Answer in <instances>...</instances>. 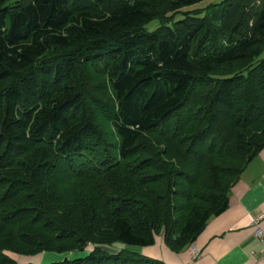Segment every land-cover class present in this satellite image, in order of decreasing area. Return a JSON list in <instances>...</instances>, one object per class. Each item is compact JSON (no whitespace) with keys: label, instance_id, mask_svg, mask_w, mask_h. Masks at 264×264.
<instances>
[{"label":"trees","instance_id":"obj_1","mask_svg":"<svg viewBox=\"0 0 264 264\" xmlns=\"http://www.w3.org/2000/svg\"><path fill=\"white\" fill-rule=\"evenodd\" d=\"M9 1L0 264H166L102 248L181 253L228 210L264 150V0Z\"/></svg>","mask_w":264,"mask_h":264},{"label":"crops","instance_id":"obj_2","mask_svg":"<svg viewBox=\"0 0 264 264\" xmlns=\"http://www.w3.org/2000/svg\"><path fill=\"white\" fill-rule=\"evenodd\" d=\"M259 217L264 230V150L232 188L228 210L213 218L193 244L197 257L189 248L172 252L163 238H157L154 246L130 252L166 264H264V241L256 236L254 224Z\"/></svg>","mask_w":264,"mask_h":264},{"label":"rangeland","instance_id":"obj_3","mask_svg":"<svg viewBox=\"0 0 264 264\" xmlns=\"http://www.w3.org/2000/svg\"><path fill=\"white\" fill-rule=\"evenodd\" d=\"M19 0H10L6 6H10L12 5L13 3L17 2ZM224 0H208V1H204L198 5H195V6H192V7H189V8H186L184 10H193V9H198V8H206L207 6L211 5V4H220L222 3ZM182 17L181 14H179L177 17H176V21L177 20H180ZM159 27H161V22L159 20H155L151 23H149L147 26H146V30L148 32H154L155 30H157ZM159 239H164L163 235H160L158 237ZM102 248V247H101ZM105 251H108L110 253H117L119 252L120 250H128V251H136V249H139L137 247H130V246H126V245H122V244H116L112 247H109V246H103V248ZM91 251L89 250H85L84 252H75V253H54V252H45V253H42L40 255H37V256H31V257H24V256H14L11 254V256H13L14 258L17 259V262L19 261L21 264H53V263H56V262H61V261H64L66 258H69V259H79V258H84L86 257ZM41 257H43L42 260ZM26 261V262H24ZM18 262V263H19ZM19 263V264H20Z\"/></svg>","mask_w":264,"mask_h":264},{"label":"built area","instance_id":"obj_4","mask_svg":"<svg viewBox=\"0 0 264 264\" xmlns=\"http://www.w3.org/2000/svg\"><path fill=\"white\" fill-rule=\"evenodd\" d=\"M261 218H256L254 220V224L256 225V236L261 239L262 241H264V230L262 229V226H261ZM189 250L191 251V253L194 255V257H197L198 254H199V251L198 249H196L195 246L191 245L189 247Z\"/></svg>","mask_w":264,"mask_h":264}]
</instances>
